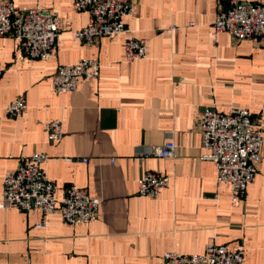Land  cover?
Listing matches in <instances>:
<instances>
[{"label":"crops","instance_id":"crops-1","mask_svg":"<svg viewBox=\"0 0 264 264\" xmlns=\"http://www.w3.org/2000/svg\"><path fill=\"white\" fill-rule=\"evenodd\" d=\"M10 1L21 11L56 10L63 33L46 61L0 38V203L5 175L34 153L58 159L44 165L58 202L75 186L102 203L95 222L77 226L59 210L46 218L0 209V264H166L165 253L203 254L212 242L230 250L243 243L245 264H264V142L254 182L233 203L231 185L218 184L215 164L202 159L198 128L206 107L248 109L264 141V40L235 42L212 30L220 6L264 0H138L124 19L128 33L96 45L75 36L90 16L74 0ZM170 27L177 29L169 34ZM129 34L146 41V58L126 61ZM87 58L100 61V77L57 94L58 67ZM18 97L28 110L14 119L7 106ZM55 119L63 124L57 143L44 129ZM169 140L175 159L142 157ZM150 171L171 178L156 199L139 194L138 181Z\"/></svg>","mask_w":264,"mask_h":264},{"label":"built area","instance_id":"built-area-1","mask_svg":"<svg viewBox=\"0 0 264 264\" xmlns=\"http://www.w3.org/2000/svg\"><path fill=\"white\" fill-rule=\"evenodd\" d=\"M137 1L74 0L75 8L90 16L88 24L76 32V38L84 44L96 45L104 37L113 38L128 33L124 19L133 15ZM176 29L170 27L167 33L171 34ZM212 30L214 37L227 33L235 42L264 40V4L233 1L229 6H220ZM62 33L61 17L54 9L21 11L10 0L0 3V38H14L24 55L31 59L46 61L55 57ZM146 56V41L129 34L125 40L126 61L132 62ZM101 68L100 61L95 58L62 65L53 76V90L57 94L75 91L81 80L98 79ZM2 74L0 68V77ZM27 110L24 97H18L7 106L8 115L14 119L22 118ZM198 128L205 151L202 159L215 164L218 184L231 185L232 202H241L263 161L262 131L256 125L253 114L248 109L235 108L223 113L214 107H206L199 116ZM44 129L50 142L57 143L62 139L63 124L60 120L46 123ZM142 157L175 159L177 145L169 140L160 146H151L142 153ZM53 160L58 161L46 153H34L22 159L16 171L8 172L4 177L0 209L23 212L37 210L46 218L59 210L63 221L72 226L95 222L100 215V198L91 197L71 186L64 191L60 202L56 200V186L44 170V165ZM170 182V177L158 171L146 172L138 181L139 194L156 199ZM46 221L43 226H46ZM245 256L246 247L243 243L230 250L225 245L212 242L203 254L168 252L162 258L166 264H245Z\"/></svg>","mask_w":264,"mask_h":264}]
</instances>
